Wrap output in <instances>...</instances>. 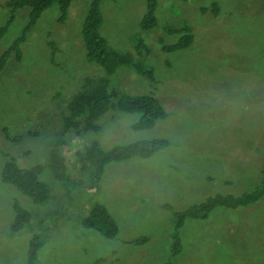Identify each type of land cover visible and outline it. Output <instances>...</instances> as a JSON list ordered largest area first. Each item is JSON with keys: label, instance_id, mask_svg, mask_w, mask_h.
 Masks as SVG:
<instances>
[{"label": "rangeland", "instance_id": "1", "mask_svg": "<svg viewBox=\"0 0 264 264\" xmlns=\"http://www.w3.org/2000/svg\"><path fill=\"white\" fill-rule=\"evenodd\" d=\"M3 1L0 27L10 16ZM87 7L88 0H73L59 23L58 6H51L26 34L20 62L9 56L0 71V264H26L31 236L40 243L39 264H264V196L246 207H217L206 220L186 219L177 230L173 217L216 195L259 186L264 0H157L150 30L140 26L146 0H101L100 34L108 46L128 53L154 77L120 67L108 77L110 87L120 95L151 94L167 113L143 131L132 129L140 114L117 108L96 120L98 130H82L83 122L64 129L84 80L105 77L85 60L80 28ZM28 14L27 8L16 11L0 40V56L21 35ZM185 25L194 34L192 46L165 52L179 36L166 28ZM156 138L171 144L148 159L108 164L98 182L77 165L75 152L93 140L109 151ZM54 154L63 160L65 181L51 166ZM6 157L22 169L40 168L50 189L47 203L34 204L2 181ZM94 202L116 222L115 239L82 226ZM14 204L31 216L19 232L11 229ZM142 237L148 241L131 243Z\"/></svg>", "mask_w": 264, "mask_h": 264}, {"label": "trees", "instance_id": "2", "mask_svg": "<svg viewBox=\"0 0 264 264\" xmlns=\"http://www.w3.org/2000/svg\"><path fill=\"white\" fill-rule=\"evenodd\" d=\"M73 0H4L3 5L10 11L7 23L0 27V40L6 33L8 27L14 20V14L20 9L29 10L28 22L25 25L21 35L16 38L13 45L0 56V71L3 70L9 56H14L17 62H20L21 45L25 41L26 34L33 28L40 16L51 6L57 4L60 18L59 23H64L67 17V11ZM186 2L188 0H181ZM101 0H88L87 12L82 20L80 34L83 40L85 60L88 63H95L103 70L105 77L93 80L86 78L81 90L70 102L69 114L63 119L64 129H76L81 122L84 123L82 130H98L95 124L96 120L112 108H117L126 113H138L140 119L132 125L135 131L148 130L154 127L156 122L164 120L167 117L161 103L151 94L141 95H120L112 87L108 77L113 76L120 67H129L139 75L154 81L153 72L150 68L135 61L128 53L116 51L108 46L107 41L100 34L102 25V15L100 12ZM157 0H146V15L142 18L140 26L143 30H150L156 26L155 10ZM213 5L211 10H215ZM214 12V11H212ZM170 34L179 33L177 41L173 44L164 46L165 52H175L189 48L194 43L195 37L190 27L184 26L181 29L174 30L167 27ZM137 45H141L139 41ZM49 46H54L48 43ZM16 138L14 141H17ZM166 139H150L131 142L125 145L114 146L109 151H104L99 141L93 140L91 143L75 152L79 170L88 173V178L94 182L100 180L105 167L114 162L126 161L133 158L148 159L159 151L170 146ZM53 155V153H52ZM52 168L58 173L60 178L65 181V167L63 160L54 154L52 157ZM40 168L30 169L19 168L11 158L5 159L1 178L4 183L14 186L20 193L29 197L34 204L43 205L47 203L50 196V189L46 183L39 178ZM259 186L248 193L238 195H216L208 198L200 204H193L181 212H174V228L179 229L184 220H206L209 214L217 207L227 209H236L246 207L259 201L264 196V163L260 167ZM15 214L11 229L13 232H19L30 223V213L20 207L13 205ZM88 215L84 217L81 224L86 229L97 232L105 239L113 240L118 233V226L113 217L109 214L106 207L94 202ZM176 252L178 250V237L175 234ZM148 241L147 237L133 239L131 243L136 245L144 244ZM177 241V243H176ZM40 243L36 236H31L29 240L26 264H39L37 261V251Z\"/></svg>", "mask_w": 264, "mask_h": 264}]
</instances>
